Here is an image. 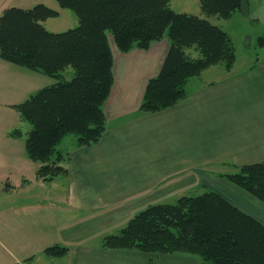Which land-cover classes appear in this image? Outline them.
I'll use <instances>...</instances> for the list:
<instances>
[{
    "label": "crops",
    "instance_id": "crops-1",
    "mask_svg": "<svg viewBox=\"0 0 264 264\" xmlns=\"http://www.w3.org/2000/svg\"><path fill=\"white\" fill-rule=\"evenodd\" d=\"M5 2L2 11L11 7ZM45 4L60 13L51 0ZM236 12L264 23V0H247ZM107 37L113 85L103 105L106 130L98 142L75 143L65 151L64 174L50 181L38 178L37 164L5 132L0 242L10 257L3 264H199L196 255L104 249L102 243L147 206L206 191L264 224V202L225 176L264 160V52L240 72L222 65L221 74L212 76L207 72L217 65L210 66L188 80L185 99L141 113L146 84L160 71L170 41L165 36L148 49L122 52L112 34ZM18 66L0 58L1 91L17 86ZM54 244L68 247V253L45 254Z\"/></svg>",
    "mask_w": 264,
    "mask_h": 264
},
{
    "label": "trees",
    "instance_id": "trees-1",
    "mask_svg": "<svg viewBox=\"0 0 264 264\" xmlns=\"http://www.w3.org/2000/svg\"><path fill=\"white\" fill-rule=\"evenodd\" d=\"M70 9L78 25L63 32L48 31L42 21L58 15L43 3L30 8L8 7L0 14V58L51 75L57 81L15 105L31 125L25 140L29 159L39 163L44 181L64 174L57 145L69 134L78 146L98 142L106 130L103 105L113 85V56L107 34L117 48L148 49L167 37L170 48L158 74L146 84L141 113H155L187 97L186 85L210 66L230 70L236 59L231 36L200 15L176 12L171 0H56ZM202 12L228 19L247 0H198ZM264 47V36L258 38ZM195 45L200 57L184 49ZM72 67L66 80L62 72ZM19 129L10 132L17 137ZM264 202V160L244 164L225 175ZM104 249L139 250L151 254L185 253L199 264H264V224L214 191L184 195L174 203L147 206L117 234L103 238ZM69 248L48 246L44 253L64 256Z\"/></svg>",
    "mask_w": 264,
    "mask_h": 264
},
{
    "label": "rangeland",
    "instance_id": "rangeland-1",
    "mask_svg": "<svg viewBox=\"0 0 264 264\" xmlns=\"http://www.w3.org/2000/svg\"><path fill=\"white\" fill-rule=\"evenodd\" d=\"M4 1L5 0L1 1L0 6ZM46 1L47 0H6L4 5H10L11 7L15 6L21 8H30L37 3L45 4ZM51 3V5L55 4V6H59L56 0H51ZM170 6L176 12L188 11L189 13L196 15L197 13H201L199 14L201 17L209 19L213 24L220 26L231 36L236 52V59L232 66L233 70L231 72H240L252 67L257 57L262 55V53L264 52V47L260 46L258 43V38L260 36H264V23H258L256 20L251 18V16L249 17L240 15L238 12L233 15L232 19H223L218 17L217 15L207 16L202 12L200 7H198L199 5L197 0H172ZM48 7L53 8L54 6ZM59 10L60 13L57 16L49 17L46 20L42 21V24L48 31L63 32L78 25V18L73 11L60 7ZM1 11L2 10H0V13H2ZM184 51L185 54H187L191 58L200 57V51L195 45L186 47ZM16 68H18L19 71L17 86L16 84H14L12 87H8L2 91L0 89V144L4 143L3 140L7 129V133L9 134V136H11V131L19 129L22 134L17 137H13L16 138L14 146L20 148L23 154L26 155L25 140L27 133L31 129V125L28 121H25L20 117L17 109L15 108V105L23 103L27 98H29L31 94L35 93L37 90L43 87L55 83L57 80L51 75L45 74L40 71H35L21 66H18ZM215 68L217 69H211V73H207L211 74L212 76L221 74L222 65L218 64ZM62 75L66 80L72 79L74 76L73 68L67 67L62 72ZM207 76L208 75H205V78H207ZM210 77L211 76H209V78ZM75 143H77V136L75 134H69L65 138H63V140L57 145L56 151L58 153V156L60 157L59 164L63 167L66 157L64 153H66L65 151H67L71 147V145H75ZM35 163L37 164V167H39L40 164L37 162ZM43 237L44 234H39V239L41 242ZM9 257H7V253L4 251L2 243L0 242V264L7 262L9 260Z\"/></svg>",
    "mask_w": 264,
    "mask_h": 264
}]
</instances>
